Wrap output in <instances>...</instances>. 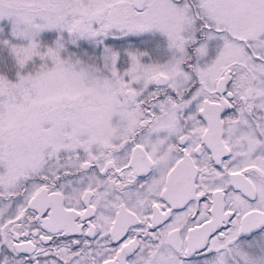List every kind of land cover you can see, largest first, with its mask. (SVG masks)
Returning a JSON list of instances; mask_svg holds the SVG:
<instances>
[{"label":"snow or ice","instance_id":"snow-or-ice-1","mask_svg":"<svg viewBox=\"0 0 264 264\" xmlns=\"http://www.w3.org/2000/svg\"><path fill=\"white\" fill-rule=\"evenodd\" d=\"M0 264H264V0H0Z\"/></svg>","mask_w":264,"mask_h":264}]
</instances>
